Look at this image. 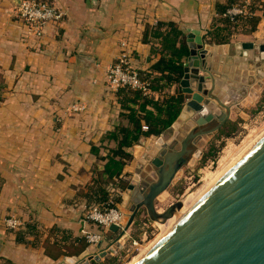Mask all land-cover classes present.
I'll return each mask as SVG.
<instances>
[{
	"label": "crops",
	"instance_id": "crops-1",
	"mask_svg": "<svg viewBox=\"0 0 264 264\" xmlns=\"http://www.w3.org/2000/svg\"><path fill=\"white\" fill-rule=\"evenodd\" d=\"M48 1L63 18L35 37L18 16L17 1L0 0V264H67L66 256L108 248L107 241L97 248L80 242L88 227L84 195L114 145L103 142L104 136L122 121L123 107L107 84L108 68L123 52L139 70L161 58L156 44L144 40L148 26L174 22L188 47V31H201L213 80L206 87L219 81L225 99L236 90L248 102L262 90L256 89L258 77L264 83V11L255 29H240L221 43L209 34L223 26L220 10L228 0ZM179 90L180 83L173 84L153 96ZM74 104L85 109L70 110ZM177 131L170 127L161 135L168 141ZM154 137L129 148L133 159L123 171L128 180ZM9 216L25 225L9 230Z\"/></svg>",
	"mask_w": 264,
	"mask_h": 264
},
{
	"label": "water",
	"instance_id": "water-1",
	"mask_svg": "<svg viewBox=\"0 0 264 264\" xmlns=\"http://www.w3.org/2000/svg\"><path fill=\"white\" fill-rule=\"evenodd\" d=\"M187 41L190 53L184 62L180 85L188 97L171 126L178 131L168 141L162 135L150 140L152 144L135 164L121 201L129 212L128 233L143 209L155 223H163L173 215L181 201L159 212L157 200L202 155L204 146L226 122L251 104L240 101L242 97L236 90L231 91V98L225 99L223 91H218L221 83L217 80L208 89L205 83L212 75L207 63V40L201 31L190 29ZM243 46L251 48L254 44ZM260 52L264 60V44ZM260 78L258 90L264 88ZM257 96L258 93L251 94L252 99ZM110 229L117 233L119 227L112 225ZM117 245L122 248L120 243ZM110 250L113 247L99 253L86 249L80 255L66 256L65 262L90 264L106 257ZM134 264H264V133Z\"/></svg>",
	"mask_w": 264,
	"mask_h": 264
},
{
	"label": "trees",
	"instance_id": "trees-1",
	"mask_svg": "<svg viewBox=\"0 0 264 264\" xmlns=\"http://www.w3.org/2000/svg\"><path fill=\"white\" fill-rule=\"evenodd\" d=\"M236 1L238 0H228L220 11L225 12ZM258 21L259 17L251 16L239 19L238 23L242 26L241 29L253 30ZM222 24L221 28L209 34L210 40L227 42L229 34L236 31L231 29L232 23L229 18L223 17ZM182 37L183 31L171 21H161L155 26L147 27L144 40L155 43V52L161 55V58L148 69L139 70L141 79L149 84L152 93L144 94L140 90L128 87L116 91L123 107L122 121L103 138V142H111L114 145L109 148V153L105 157L104 169L95 174L90 191L84 195L87 207L109 206L108 185H114L125 191L128 178L123 175V171L133 159L129 148L139 144L143 138L163 134L181 113L188 97L183 90H179L175 95H166L162 99H155L153 94L162 92L173 84H179L183 78L184 58L189 56L190 47L182 42ZM1 90L0 86V92ZM0 100H2L1 95ZM235 129L236 123L229 120L219 133L228 135ZM213 150L211 149L208 154H214ZM93 152L99 154V149L93 146ZM116 199L121 203L122 195L117 196ZM27 232L32 233V229L29 228ZM80 242L86 243L83 237ZM118 262L116 257L110 256L104 260H93L91 264H119Z\"/></svg>",
	"mask_w": 264,
	"mask_h": 264
},
{
	"label": "built area",
	"instance_id": "built-area-1",
	"mask_svg": "<svg viewBox=\"0 0 264 264\" xmlns=\"http://www.w3.org/2000/svg\"><path fill=\"white\" fill-rule=\"evenodd\" d=\"M262 11H264V0H238L229 6L222 16L230 19L232 30L238 31L242 27L238 23L239 19L257 16ZM17 14L35 37H41L44 34L46 24L63 18V12L48 0H21L17 6ZM107 84L115 92L122 87H128L140 90L144 94L152 93L149 84L141 79L139 69L132 63V58L127 52H123L118 60L108 68ZM84 109L85 105L83 104H74L70 107L72 111ZM107 190L109 206L105 208L97 205L85 206L84 221L88 223V227L82 229L81 235L90 247H100L106 241L109 246L120 243L122 250L130 254L134 246L139 245V242L126 231L129 212L116 199L125 191H121L114 185H108ZM198 191L197 189L194 194ZM4 223L11 231L21 229L25 225L24 220L16 216L6 217ZM112 225L119 227L117 233L110 229ZM148 227L147 221H144L142 224L144 235L147 234ZM112 233L116 234L114 239L109 238ZM99 252L96 251V253Z\"/></svg>",
	"mask_w": 264,
	"mask_h": 264
},
{
	"label": "rangeland",
	"instance_id": "rangeland-1",
	"mask_svg": "<svg viewBox=\"0 0 264 264\" xmlns=\"http://www.w3.org/2000/svg\"><path fill=\"white\" fill-rule=\"evenodd\" d=\"M241 94L246 96L244 95L246 94V89H243ZM248 101L251 103L250 106H245L243 110L237 113L236 118L231 120L236 123V129L228 135H220L219 130L204 146L202 155L191 162L187 169L177 178L174 186L169 191L164 192L157 200L156 206L159 212H164L174 203L182 202L189 196L193 197L197 189L200 191L203 188L202 186L213 182V179L217 178V174H220L223 168L225 169L227 165L230 166L234 163L237 160L234 159L241 155L251 142L256 141L264 133V88L258 92L256 98H251ZM211 149H214V154H208ZM197 195L195 193L194 197ZM144 221H147L149 226L145 235L142 228ZM161 233L162 227H160L159 223L151 221L143 209L136 218L130 233L133 239L138 240L139 245L134 246L130 254L115 245L113 250H110L108 255L100 260L114 256L118 259L119 264H134L151 248L150 246L153 245L155 240H159Z\"/></svg>",
	"mask_w": 264,
	"mask_h": 264
},
{
	"label": "bare ground",
	"instance_id": "bare-ground-1",
	"mask_svg": "<svg viewBox=\"0 0 264 264\" xmlns=\"http://www.w3.org/2000/svg\"><path fill=\"white\" fill-rule=\"evenodd\" d=\"M262 133V132H261ZM258 139V138H257ZM256 139V140H257ZM255 142V141H254ZM254 142H251L250 143V145L249 146H251ZM244 150H246V149H244ZM242 154V153H241ZM240 156V155H239ZM238 156V157H239ZM237 157V158H238ZM237 158H235L234 160H236ZM229 164V163H228ZM229 167V165H227L226 167H225V169L223 168V170L221 171V173L219 174H217V178H218V176H220L227 168ZM217 173V172H216ZM216 177H215V179H217ZM215 179H213V181H215ZM207 183V182H206ZM212 183V182H211ZM210 182L209 183H207V185L209 184H211ZM207 185H204V186H202L203 188L199 191V193L197 192L196 194H198L196 197H194L195 196V194H194V196L192 197V196H189L188 198H186V200L184 199L182 202H181V206L180 207H177L176 209H175V211H174V213H173V215L170 217V218H168L166 221H164L163 223H159V225H160V227H162V233H161V235L159 236V240L161 239V237L165 234V232L177 221V220H179L188 210H189V208L193 205V203L199 198V196H200V194L209 186H207ZM192 197V198H191ZM158 239V238H157ZM158 240V241H159ZM156 241V240H155ZM154 241V242H155ZM158 241H156V243L158 242ZM154 242H153V245L152 246H150L151 248L156 244H154ZM147 252V251H146ZM145 252V253H146ZM139 258V257H138Z\"/></svg>",
	"mask_w": 264,
	"mask_h": 264
}]
</instances>
